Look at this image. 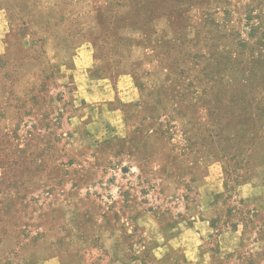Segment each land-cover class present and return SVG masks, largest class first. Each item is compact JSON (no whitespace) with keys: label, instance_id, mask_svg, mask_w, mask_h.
Wrapping results in <instances>:
<instances>
[{"label":"rangeland","instance_id":"rangeland-1","mask_svg":"<svg viewBox=\"0 0 264 264\" xmlns=\"http://www.w3.org/2000/svg\"><path fill=\"white\" fill-rule=\"evenodd\" d=\"M0 264H264V0H0Z\"/></svg>","mask_w":264,"mask_h":264},{"label":"crops","instance_id":"crops-1","mask_svg":"<svg viewBox=\"0 0 264 264\" xmlns=\"http://www.w3.org/2000/svg\"><path fill=\"white\" fill-rule=\"evenodd\" d=\"M237 233H224L219 237V248L222 254L231 251L237 244Z\"/></svg>","mask_w":264,"mask_h":264}]
</instances>
